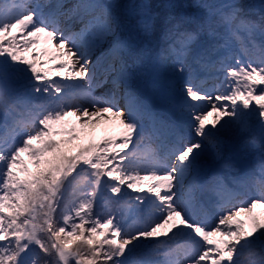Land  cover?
<instances>
[{"label": "snow or ice", "instance_id": "6c2138e0", "mask_svg": "<svg viewBox=\"0 0 264 264\" xmlns=\"http://www.w3.org/2000/svg\"><path fill=\"white\" fill-rule=\"evenodd\" d=\"M0 264H264V0H0Z\"/></svg>", "mask_w": 264, "mask_h": 264}]
</instances>
